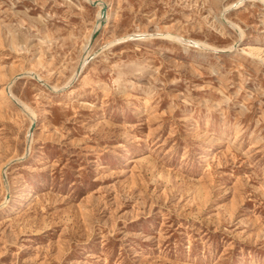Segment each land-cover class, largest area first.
<instances>
[{
  "label": "rangeland",
  "instance_id": "obj_1",
  "mask_svg": "<svg viewBox=\"0 0 264 264\" xmlns=\"http://www.w3.org/2000/svg\"><path fill=\"white\" fill-rule=\"evenodd\" d=\"M0 264H264V3L0 0Z\"/></svg>",
  "mask_w": 264,
  "mask_h": 264
},
{
  "label": "bare ground",
  "instance_id": "obj_2",
  "mask_svg": "<svg viewBox=\"0 0 264 264\" xmlns=\"http://www.w3.org/2000/svg\"><path fill=\"white\" fill-rule=\"evenodd\" d=\"M260 1H262V2L264 3V0H260ZM243 2H244V1H243ZM234 27H235V26H234ZM94 29H95V28H94ZM168 33H169V32H168ZM168 33H167V34H168ZM143 34H144V33H143ZM145 34H146V33H145ZM154 35H155V34H154ZM161 35H162V34H161ZM169 35H170V33H169ZM155 36H156V35H155ZM173 36H174V35H173ZM175 36H176V34H175ZM175 36H174V37H175ZM91 37H92V36H91ZM126 37H127V36H126ZM129 37H131V36L129 35ZM133 37H134V36H133ZM139 37H140V36H139ZM142 37H144V36H142ZM150 37H151V36H150ZM178 37H179V36H178ZM124 38H125V37H124ZM136 38H137V37H136ZM182 38H183V36H182ZM182 38H181V39H182ZM126 40H127V39H126ZM186 40H187V39H186ZM122 41H123V40H122ZM182 41H183V40H182ZM185 43H186V42H185ZM187 44H188V43H187ZM191 44H192V43H191ZM108 45H109V44H108ZM192 45H193V44H192ZM195 45H196V44H195ZM249 49H251V47H249ZM253 49H254V48H253ZM251 50H252V49H251ZM258 51H259V50H258ZM255 52H256V51H255ZM246 53H247V52H246ZM249 53H250V56H251V54L254 55L253 52H249ZM249 53H248V54H249ZM259 56H260V55H259ZM259 56H258V57H259ZM258 57H257V58H258ZM259 58H260V57H259ZM84 59H85V58H84ZM86 59H88V58H86ZM89 59H90V58H89ZM261 60H262V59H261ZM85 61H86V60H85ZM84 65H85V64H84ZM80 67H81V66H80ZM78 68H79V67H78ZM79 69H80V68H79ZM82 69H83V68H82ZM82 69H81V70H82ZM76 72H77V71H76ZM78 74H79V72H78ZM76 75H77V73H75V75H73V76L78 77V75H77V76H76ZM71 80H72V79H71ZM11 82H13V81H11ZM68 83H69V82H68ZM8 88L10 89V86H9V85L6 86V87L3 89V93H7V89H8ZM186 99H187V98H186ZM13 100H14V99H13ZM29 131H30V130H29ZM30 133H31V132H30ZM28 135H29V134H28ZM30 136H31V135H30ZM143 153H144V152H143ZM144 160H145V159H144ZM201 191H202V190H201ZM201 191H199V192H201ZM201 194H202V193H201Z\"/></svg>",
  "mask_w": 264,
  "mask_h": 264
}]
</instances>
